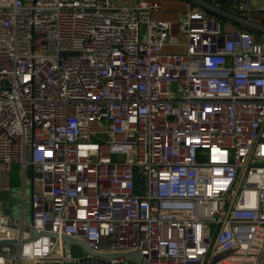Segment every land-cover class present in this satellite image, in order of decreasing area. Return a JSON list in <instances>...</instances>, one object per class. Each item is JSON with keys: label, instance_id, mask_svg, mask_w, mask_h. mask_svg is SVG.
Wrapping results in <instances>:
<instances>
[{"label": "built area", "instance_id": "obj_1", "mask_svg": "<svg viewBox=\"0 0 264 264\" xmlns=\"http://www.w3.org/2000/svg\"><path fill=\"white\" fill-rule=\"evenodd\" d=\"M193 1L0 0V264H264V27Z\"/></svg>", "mask_w": 264, "mask_h": 264}, {"label": "crops", "instance_id": "obj_2", "mask_svg": "<svg viewBox=\"0 0 264 264\" xmlns=\"http://www.w3.org/2000/svg\"><path fill=\"white\" fill-rule=\"evenodd\" d=\"M155 1L161 2L162 7H163L162 11L156 12L153 14V17L155 19H160V20L177 21L179 18V15L182 14L186 10V6L189 1L192 2L194 5H197V3L194 2L193 0H155ZM207 3L211 5H217L215 0L208 1ZM236 9L237 10L241 9L240 11L244 10L246 12V13L236 12L237 15L239 16L243 15L242 17L249 18L253 21H256L258 22V24L264 27V0H238ZM256 12H262V13H256ZM222 26L225 29V31H231V30L236 29L233 25L228 26L227 24L226 25L223 24ZM254 33H255L256 39L258 41H261V43H264V31L257 29ZM180 40L184 41L185 38L181 35ZM165 51L184 52L185 47L184 46L178 47V46L170 44V45L165 46ZM10 175L8 176V178H3V180H5L8 184L10 182ZM9 186L11 188L9 193L3 192L1 195L0 209H2L6 214H8L12 218H18L21 215V210L24 209L25 217H26L27 215L26 205L29 203V208H30V198H29V201L27 202V197L25 195V198L22 201L21 196L19 197L17 195V190L24 188V191H25L26 179H25L24 185H22V180H21L19 187H16L17 186L16 184L14 186H11L9 184ZM30 188L32 189L31 183H30ZM29 219H30V215H29ZM6 264H9V263H6ZM22 264H27V263H22Z\"/></svg>", "mask_w": 264, "mask_h": 264}, {"label": "water", "instance_id": "obj_3", "mask_svg": "<svg viewBox=\"0 0 264 264\" xmlns=\"http://www.w3.org/2000/svg\"><path fill=\"white\" fill-rule=\"evenodd\" d=\"M216 4L224 9L230 10L232 12L237 13H246L244 10L240 11L236 9L238 4V0H215ZM262 13V12H256ZM135 185H134V193L135 194H143L145 190L144 186V177L138 178V175H135ZM35 233L33 232V235ZM61 239L64 244L68 245H78L83 249V254L79 257H75L72 264H111L110 261H119L114 264H126L127 260H133L135 264H140L141 257L137 251L125 252V253H102V252H94L91 251L86 244L79 240L72 238L70 236L62 235Z\"/></svg>", "mask_w": 264, "mask_h": 264}, {"label": "rangeland", "instance_id": "obj_4", "mask_svg": "<svg viewBox=\"0 0 264 264\" xmlns=\"http://www.w3.org/2000/svg\"><path fill=\"white\" fill-rule=\"evenodd\" d=\"M21 182V167L18 163H15L12 165V170H11V175H10V182L9 184L11 186H14L15 184L17 185L16 187H19ZM30 170H27V174H26V187H25V195L27 197V202L29 201L30 198ZM18 189V188H17ZM20 189V188H19ZM20 190H17V195L20 197ZM18 203V202H17ZM26 222H29V215H30V208H29V203L26 205ZM67 248L70 250V252L72 253V255H74L75 257H79L81 256L84 252L83 249L80 248L78 245H68L67 244ZM126 264H135L133 260H127Z\"/></svg>", "mask_w": 264, "mask_h": 264}, {"label": "trees", "instance_id": "obj_5", "mask_svg": "<svg viewBox=\"0 0 264 264\" xmlns=\"http://www.w3.org/2000/svg\"><path fill=\"white\" fill-rule=\"evenodd\" d=\"M205 1H207V2H208V1H211V0H205Z\"/></svg>", "mask_w": 264, "mask_h": 264}]
</instances>
